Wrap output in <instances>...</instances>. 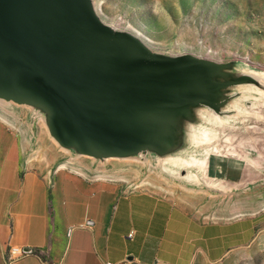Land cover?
<instances>
[{"label":"crops","instance_id":"1","mask_svg":"<svg viewBox=\"0 0 264 264\" xmlns=\"http://www.w3.org/2000/svg\"><path fill=\"white\" fill-rule=\"evenodd\" d=\"M7 119L14 126L0 118V264L10 246L32 250L13 264H238L241 251L264 247V208L251 210L264 203V152L256 165L212 154L192 174L249 197L206 220L170 197L121 190L127 180L102 166L62 159L49 137L30 131L28 116Z\"/></svg>","mask_w":264,"mask_h":264},{"label":"water","instance_id":"2","mask_svg":"<svg viewBox=\"0 0 264 264\" xmlns=\"http://www.w3.org/2000/svg\"><path fill=\"white\" fill-rule=\"evenodd\" d=\"M231 67L155 53L107 26L92 0H0V99L43 110L51 137L77 155L166 149L167 121L216 110L213 93L239 82Z\"/></svg>","mask_w":264,"mask_h":264},{"label":"rangeland","instance_id":"3","mask_svg":"<svg viewBox=\"0 0 264 264\" xmlns=\"http://www.w3.org/2000/svg\"><path fill=\"white\" fill-rule=\"evenodd\" d=\"M92 1L107 26L135 35L155 53L236 65L246 73L228 75L229 81L239 82L213 93L210 100L218 104L216 110L190 106L187 113H174L165 125L171 143L161 151L99 160L61 147L49 133L47 114L39 108L0 99V118L10 126L7 117L28 116L30 131L36 128L40 138L49 137L61 149L62 159L102 166L110 178L127 180L118 181L121 190H148L170 197L194 217L223 218L248 203L249 197L222 193L220 186L192 174L201 173L206 158L216 153L262 163L264 0ZM252 205V213L264 208V203ZM237 262L264 264V247L254 243L240 252Z\"/></svg>","mask_w":264,"mask_h":264},{"label":"built area","instance_id":"4","mask_svg":"<svg viewBox=\"0 0 264 264\" xmlns=\"http://www.w3.org/2000/svg\"><path fill=\"white\" fill-rule=\"evenodd\" d=\"M27 255L24 249L18 247H8V250L4 253L5 264H13L16 260L23 258ZM122 264H128L127 262Z\"/></svg>","mask_w":264,"mask_h":264},{"label":"bare ground","instance_id":"5","mask_svg":"<svg viewBox=\"0 0 264 264\" xmlns=\"http://www.w3.org/2000/svg\"><path fill=\"white\" fill-rule=\"evenodd\" d=\"M232 73H235V74H245L246 73V69H243V68H239L237 67L236 65H234L233 67H231L229 69ZM5 110V109H4ZM10 113V112H9ZM12 115V113L10 114ZM76 163V162H75ZM105 178V177H104Z\"/></svg>","mask_w":264,"mask_h":264}]
</instances>
